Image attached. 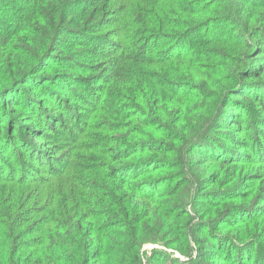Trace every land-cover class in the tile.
I'll use <instances>...</instances> for the list:
<instances>
[{"label": "trees", "instance_id": "trees-1", "mask_svg": "<svg viewBox=\"0 0 264 264\" xmlns=\"http://www.w3.org/2000/svg\"><path fill=\"white\" fill-rule=\"evenodd\" d=\"M0 129V264H264V0H0Z\"/></svg>", "mask_w": 264, "mask_h": 264}, {"label": "rangeland", "instance_id": "rangeland-1", "mask_svg": "<svg viewBox=\"0 0 264 264\" xmlns=\"http://www.w3.org/2000/svg\"><path fill=\"white\" fill-rule=\"evenodd\" d=\"M54 59L55 58H53V60ZM49 62H51V61H47L46 63H44V65L43 64L42 65L46 66L45 64H48ZM94 76L95 75H88V77H87V79L89 80V82L91 84L90 86H93V89H94L95 83H94V81H92V78H94ZM49 78L50 79L47 80V79H45V77L43 75V76H39V79L32 78L29 81L30 83H33V82H37L38 83V85H36V87L34 88V91L31 94H28V95L31 98L32 97H36V99H39V102H40L41 106L48 102V100H49L48 93L56 92L57 94H60L62 92V90L59 89V87L63 86V81L62 80H64L65 82H71V81H69V80H71V78H69V77H60V78H58L55 75V76H51ZM74 85L76 86V88L80 89L81 86H82V83L81 82H77V83H74ZM58 114H59V112H54L53 114L49 113V117L46 118V120L50 122L52 118H57L59 116ZM20 122H22L21 124H27L25 120H22ZM5 131L6 130H4V129H0V169L1 170L4 168V166L6 164H7V166L10 165V159H8L7 162H4V165H3V160H4L3 158H5V156H6L4 154H6V150L9 147L8 146L9 138L6 137ZM24 140L25 141H22V142H26V143L31 142L32 144H34V146H38V144H39V142H37L36 140H34L31 137H25ZM34 148L36 149L37 147H34ZM155 247H162V246L156 245V244H147V245H145L143 247V251L146 254L144 263H146V260H148L152 256H154L153 258L156 257L155 255L151 254L153 249H155Z\"/></svg>", "mask_w": 264, "mask_h": 264}]
</instances>
